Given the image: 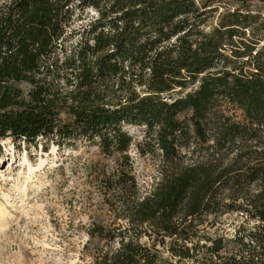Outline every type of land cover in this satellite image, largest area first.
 <instances>
[{
    "label": "trees",
    "instance_id": "obj_1",
    "mask_svg": "<svg viewBox=\"0 0 264 264\" xmlns=\"http://www.w3.org/2000/svg\"><path fill=\"white\" fill-rule=\"evenodd\" d=\"M238 1L0 0V141L127 165L103 181L111 221L85 228L82 264H264V37ZM124 125L159 157L145 191ZM231 213L232 236L211 230Z\"/></svg>",
    "mask_w": 264,
    "mask_h": 264
},
{
    "label": "rangeland",
    "instance_id": "obj_2",
    "mask_svg": "<svg viewBox=\"0 0 264 264\" xmlns=\"http://www.w3.org/2000/svg\"><path fill=\"white\" fill-rule=\"evenodd\" d=\"M233 9L254 18L246 35L252 31L264 37V0H240L230 4L228 10ZM225 114L241 120L237 111L227 109ZM122 129L132 139L129 175L145 191L157 178L159 157L136 153L135 145L143 142L142 126L124 125ZM17 145L0 141V264L84 263L85 228L92 220L111 221L101 199L103 181L116 166L127 170V165L102 156L91 146L71 150L49 145L44 150L39 142L36 147ZM243 221L235 213L225 214L211 230L232 236Z\"/></svg>",
    "mask_w": 264,
    "mask_h": 264
}]
</instances>
